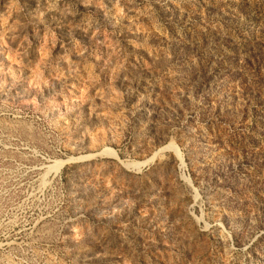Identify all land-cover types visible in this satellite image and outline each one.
Returning a JSON list of instances; mask_svg holds the SVG:
<instances>
[{"label": "rangeland", "instance_id": "1", "mask_svg": "<svg viewBox=\"0 0 264 264\" xmlns=\"http://www.w3.org/2000/svg\"><path fill=\"white\" fill-rule=\"evenodd\" d=\"M0 264H264V0H0Z\"/></svg>", "mask_w": 264, "mask_h": 264}]
</instances>
